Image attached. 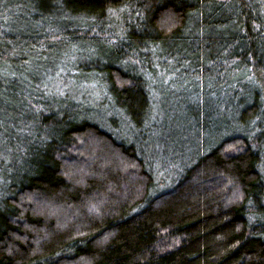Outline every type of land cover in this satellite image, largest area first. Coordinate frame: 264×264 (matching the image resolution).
Segmentation results:
<instances>
[{
	"label": "trees",
	"instance_id": "16d2710c",
	"mask_svg": "<svg viewBox=\"0 0 264 264\" xmlns=\"http://www.w3.org/2000/svg\"><path fill=\"white\" fill-rule=\"evenodd\" d=\"M0 264H264V0H0Z\"/></svg>",
	"mask_w": 264,
	"mask_h": 264
},
{
	"label": "rangeland",
	"instance_id": "374dc122",
	"mask_svg": "<svg viewBox=\"0 0 264 264\" xmlns=\"http://www.w3.org/2000/svg\"><path fill=\"white\" fill-rule=\"evenodd\" d=\"M147 62L150 63V60H148ZM82 76L83 75H80L79 77ZM156 79H163L164 81H167L168 79H170V76L162 72H159V76L154 74V78L152 80L155 81ZM71 81L74 83L82 82V83H88L89 85H97V83H95L94 81L85 82L80 78L79 81L77 80H71ZM166 100L167 98L165 99V102ZM170 103H172L171 99H170ZM160 118H161V112L159 111V107L157 104H154L152 107V114L150 118L151 123H153L154 121L160 122ZM198 124H200V122H198ZM194 126L196 128H193ZM199 126L200 125L196 126V123L194 121H191V119L190 120L183 119L180 122H176L173 121L172 117H169L167 120L164 121V128L162 130H163V134L165 135H163L161 139L158 140L160 142L158 143V146L157 144L156 146L153 145V142L156 141L149 140L146 142V145L148 146L149 148L148 150L150 153L156 150L158 156L162 158L164 157L165 159V161L162 163L163 165L160 166L161 172L157 175L158 181H163V179L168 178L167 176H170L171 172L174 169H178L180 166H183L184 164H182L181 161L182 160L187 161L190 158V151L192 149L201 146L203 136L209 138L208 134L204 133V131H202V128ZM119 127H121V130H123L124 128V126L122 125H120ZM170 135L171 137L173 136V139H170V141L166 145V143H164L162 139L166 137L168 138V136ZM154 136L157 137L156 134H154ZM180 151L181 154L179 153Z\"/></svg>",
	"mask_w": 264,
	"mask_h": 264
}]
</instances>
